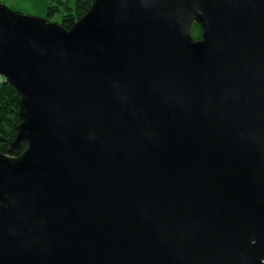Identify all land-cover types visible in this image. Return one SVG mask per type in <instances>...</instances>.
Wrapping results in <instances>:
<instances>
[{
    "label": "water",
    "instance_id": "water-1",
    "mask_svg": "<svg viewBox=\"0 0 264 264\" xmlns=\"http://www.w3.org/2000/svg\"><path fill=\"white\" fill-rule=\"evenodd\" d=\"M0 76V264H261L264 0L0 2Z\"/></svg>",
    "mask_w": 264,
    "mask_h": 264
},
{
    "label": "trees",
    "instance_id": "trees-1",
    "mask_svg": "<svg viewBox=\"0 0 264 264\" xmlns=\"http://www.w3.org/2000/svg\"><path fill=\"white\" fill-rule=\"evenodd\" d=\"M94 0H49L45 20L51 22L59 16L58 24L69 30L85 13L88 12ZM19 94L6 80L0 76V153L9 157H18L26 148L22 143L20 149H11L17 137Z\"/></svg>",
    "mask_w": 264,
    "mask_h": 264
},
{
    "label": "crops",
    "instance_id": "crops-1",
    "mask_svg": "<svg viewBox=\"0 0 264 264\" xmlns=\"http://www.w3.org/2000/svg\"><path fill=\"white\" fill-rule=\"evenodd\" d=\"M0 2L14 12L45 19L49 0H0Z\"/></svg>",
    "mask_w": 264,
    "mask_h": 264
},
{
    "label": "rangeland",
    "instance_id": "rangeland-1",
    "mask_svg": "<svg viewBox=\"0 0 264 264\" xmlns=\"http://www.w3.org/2000/svg\"><path fill=\"white\" fill-rule=\"evenodd\" d=\"M73 1V0H72ZM94 2V1H93ZM93 4V3H92ZM92 6V5H91ZM86 14V13H85ZM84 14V15H85ZM83 15V16H84ZM82 16V17H83ZM82 17H80L79 19H77L76 18V22L77 21H79ZM45 20V19H44ZM51 22H53V23H57V22H59V16L57 15V16H55L52 20H51ZM191 36H192V38H193V40H196V39H198L200 36H201V30L199 29V27L198 26H193L192 28H191Z\"/></svg>",
    "mask_w": 264,
    "mask_h": 264
},
{
    "label": "flooded vegetation",
    "instance_id": "flooded-vegetation-1",
    "mask_svg": "<svg viewBox=\"0 0 264 264\" xmlns=\"http://www.w3.org/2000/svg\"><path fill=\"white\" fill-rule=\"evenodd\" d=\"M193 26L196 27V26H198V25H197L196 23H193V24H192V27H193ZM192 27H191V28H192ZM198 27H199V26H198ZM199 29H200V28H199ZM196 40H200V37H199L198 39H196ZM253 243H255V242H253ZM242 254H245V253L242 251ZM246 254H247V253H246ZM260 263H261V264H264V258H261V259H260Z\"/></svg>",
    "mask_w": 264,
    "mask_h": 264
}]
</instances>
